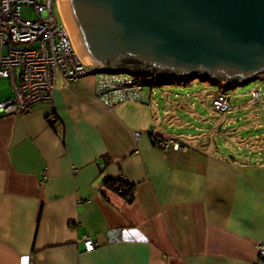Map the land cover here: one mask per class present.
Instances as JSON below:
<instances>
[{"label":"crops","instance_id":"0c3cea01","mask_svg":"<svg viewBox=\"0 0 264 264\" xmlns=\"http://www.w3.org/2000/svg\"><path fill=\"white\" fill-rule=\"evenodd\" d=\"M157 108L108 110L87 76L1 117L0 264H264V161L163 150ZM113 228L123 242L110 245ZM85 237L99 247L87 252Z\"/></svg>","mask_w":264,"mask_h":264},{"label":"water","instance_id":"95a60500","mask_svg":"<svg viewBox=\"0 0 264 264\" xmlns=\"http://www.w3.org/2000/svg\"><path fill=\"white\" fill-rule=\"evenodd\" d=\"M54 1L50 13L56 17ZM83 61L118 73L247 82L264 73V0H59Z\"/></svg>","mask_w":264,"mask_h":264},{"label":"built area","instance_id":"2783aa9c","mask_svg":"<svg viewBox=\"0 0 264 264\" xmlns=\"http://www.w3.org/2000/svg\"><path fill=\"white\" fill-rule=\"evenodd\" d=\"M50 2L0 0V78L9 79L14 90L13 98L0 101V118L30 114L37 106L53 100L60 80L76 81L92 75L96 81L97 101L108 110L124 102H151L153 92L140 81L136 82V73L109 74L88 66L73 43L59 0L54 1V11L57 6L61 22L56 12V17L50 13ZM23 8L33 10L37 19L25 18ZM221 97L214 103L225 111L224 99L227 98ZM139 136L136 133V139ZM162 144L158 147L164 148ZM105 235L110 245L123 242L121 229H109ZM83 241L87 252L99 247L90 237ZM260 250L264 257V246Z\"/></svg>","mask_w":264,"mask_h":264},{"label":"rangeland","instance_id":"374dc122","mask_svg":"<svg viewBox=\"0 0 264 264\" xmlns=\"http://www.w3.org/2000/svg\"><path fill=\"white\" fill-rule=\"evenodd\" d=\"M55 12L61 22L57 6ZM22 15L37 19V14L29 8H23ZM152 76L158 77L155 74ZM207 80L209 79L198 77L191 78L185 84L167 82L154 87L146 86V89H152V98L158 104L159 123L167 133L155 136L158 138L156 145L163 143V150H169L173 146L179 152L196 146L201 149L220 148L237 160L245 156V159L263 162L264 73L245 83L229 87L227 94L220 93L219 86L213 84L223 81L210 79L213 81L211 83ZM220 95L223 96L220 99L227 98L224 99L228 105L225 111L216 105V99ZM13 97L14 90L9 79L0 78V101ZM136 133L138 132L134 133L135 138Z\"/></svg>","mask_w":264,"mask_h":264},{"label":"trees","instance_id":"16d2710c","mask_svg":"<svg viewBox=\"0 0 264 264\" xmlns=\"http://www.w3.org/2000/svg\"><path fill=\"white\" fill-rule=\"evenodd\" d=\"M134 73H136V76H137V80L138 81H140L145 86L148 85L150 87H152V86L154 87L156 85H162V84H165L167 82H173V83L179 82L181 84H185L186 82H188V80H179V79L173 80L172 78H158V77L155 78V77L152 76L153 75V72H151V71H149L147 73H144L142 75L139 74L138 71L137 72L134 71ZM148 73H149V75H148ZM201 78L202 77L200 76V79ZM207 81L213 83V81L210 80V79L207 80ZM213 84H216V85L219 86V92L220 93H226L227 92V89L229 87H235L236 85L241 84V82H232V83H230L228 85L224 84L223 82H218V83H213ZM105 185L108 186L110 189H112L113 191L117 192L120 195L130 196L129 199L132 200V196H133V188L132 187L126 188L125 185H123V184H121L120 182H117V181H109ZM261 259H264V257L261 256Z\"/></svg>","mask_w":264,"mask_h":264},{"label":"bare ground","instance_id":"6f19581e","mask_svg":"<svg viewBox=\"0 0 264 264\" xmlns=\"http://www.w3.org/2000/svg\"><path fill=\"white\" fill-rule=\"evenodd\" d=\"M60 5V4H59ZM61 11V10H60ZM63 17V16H62ZM121 72V71H120ZM136 82H138L139 83V81L136 79Z\"/></svg>","mask_w":264,"mask_h":264}]
</instances>
